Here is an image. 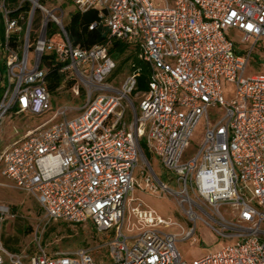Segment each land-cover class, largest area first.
<instances>
[{"label": "built area", "instance_id": "1", "mask_svg": "<svg viewBox=\"0 0 264 264\" xmlns=\"http://www.w3.org/2000/svg\"><path fill=\"white\" fill-rule=\"evenodd\" d=\"M70 1L81 12L98 10L111 37L139 46L151 66L149 88L136 105V72L109 80L116 61L108 44L74 46L65 12L48 0H0V125L12 113L53 112L5 147L1 172L38 201L45 224L91 221L101 233L113 231L108 258L85 247L53 249L36 230L30 251H13L0 236V264H264V73L247 74L254 54L264 60V0ZM50 23L62 37L50 38ZM47 53L63 64L65 83L74 81V96H85L82 105L54 107ZM142 139L177 188L160 179ZM140 162L145 188L174 197L189 227L133 207L150 228L125 235ZM199 223L237 242L187 261L177 241L196 242Z\"/></svg>", "mask_w": 264, "mask_h": 264}, {"label": "rangeland", "instance_id": "2", "mask_svg": "<svg viewBox=\"0 0 264 264\" xmlns=\"http://www.w3.org/2000/svg\"><path fill=\"white\" fill-rule=\"evenodd\" d=\"M50 6L58 7L65 12V20L68 21L71 14L76 10L75 5L70 0H48ZM159 0H156L158 2ZM40 14L36 15V24L40 21ZM235 35L234 31H231ZM236 37V36H235ZM237 42L246 44L241 38L236 37ZM264 51V37L259 43L258 50ZM33 56V54H31ZM260 51L254 54L247 74L264 73V60H260ZM124 76L120 78L122 81ZM67 83V82H66ZM64 82V85L57 92L52 93L54 107L61 105L80 106L84 102L85 96H74L72 86ZM120 83H118V86ZM225 96H233V85L223 81ZM229 90V92H228ZM136 105L142 97L141 92L132 95ZM53 112L43 116H34L30 114H9L0 125V157L7 145H11L27 132L46 119L51 117ZM205 129V118H202L195 127L191 138L190 151L193 152L199 146ZM151 163L154 166L160 179L171 184L174 188L178 187L175 175L165 170L158 162L157 158H152ZM2 164L0 160V236L3 242L12 248L18 250H33L34 233L36 230L42 233V239L45 232L51 231V235L46 242L61 244L64 248L77 249L80 247L89 248L97 258L105 256L108 258V250L105 245L106 240L113 237V231L107 233L99 232L94 224L89 221L80 225L62 223L61 221H50L45 224L43 210L38 201L26 191L17 189L13 184L2 175ZM147 169L143 162H140L135 171V177L140 182L133 191V198L127 204L124 233L126 236H134L150 227L140 220L133 212V207H139L141 210L152 211L157 217H162L170 222H180L189 227L185 220L182 208L171 195L164 192H152L145 188L143 180ZM224 211L226 207L222 208ZM169 232H179L177 226L164 227ZM194 237L197 239H182L180 236L177 241V248L182 257L187 261L197 259L207 253L221 250L229 243H236L237 239L224 238L213 229L198 224Z\"/></svg>", "mask_w": 264, "mask_h": 264}, {"label": "trees", "instance_id": "3", "mask_svg": "<svg viewBox=\"0 0 264 264\" xmlns=\"http://www.w3.org/2000/svg\"><path fill=\"white\" fill-rule=\"evenodd\" d=\"M94 22H97V25L91 28ZM65 28L74 46L90 48L96 44H108V52L116 61V68L109 77V80L116 79L117 82H119L122 76L125 77L127 74L136 72L137 86L132 92V95H135L137 92L143 93L148 90L151 66L146 60L140 57L139 46L136 43L126 42L111 37L110 30L100 19L98 10L90 9L85 12L75 10L71 14L70 19L66 21ZM0 35H4L2 31H0ZM48 35L53 39L62 37V34L58 32L56 25L53 23H50ZM62 65L63 64L59 62L54 53L44 54L42 66L49 69L47 75V88L51 93L57 92L58 89L64 85L66 75L61 72ZM66 84L72 86L74 81L69 80ZM140 145L148 160L151 161L153 154L148 149L144 139L140 141ZM50 235L51 231L45 232L42 240L43 243H48L46 241ZM6 246L13 251H20L18 248L10 247L8 243ZM50 246L53 249L64 248L61 244L54 242H50Z\"/></svg>", "mask_w": 264, "mask_h": 264}]
</instances>
